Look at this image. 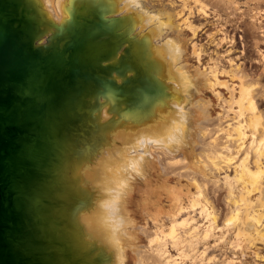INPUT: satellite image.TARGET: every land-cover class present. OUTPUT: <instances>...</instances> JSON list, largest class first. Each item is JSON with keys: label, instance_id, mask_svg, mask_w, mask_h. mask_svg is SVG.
<instances>
[{"label": "water", "instance_id": "95a60500", "mask_svg": "<svg viewBox=\"0 0 264 264\" xmlns=\"http://www.w3.org/2000/svg\"><path fill=\"white\" fill-rule=\"evenodd\" d=\"M81 9L63 27L40 0H0V264L111 258L103 242L83 243L77 221L95 191L81 188L74 172L103 154L104 100L126 103L141 81L125 75L135 65L118 28L125 18L91 3Z\"/></svg>", "mask_w": 264, "mask_h": 264}, {"label": "bare ground", "instance_id": "6f19581e", "mask_svg": "<svg viewBox=\"0 0 264 264\" xmlns=\"http://www.w3.org/2000/svg\"><path fill=\"white\" fill-rule=\"evenodd\" d=\"M154 1L159 0H73L70 7L69 0H40L48 17L53 18L51 21L58 26L67 25L69 22L68 27H70L71 19H73L70 15L76 10L75 18L78 13H81V6L87 3L94 5L99 12L105 11L109 17L122 13L125 18L118 28H123L124 33L122 34L131 44L129 47L132 54L129 58L135 64L134 68L126 70L125 75L140 80L141 88L136 89L132 97H128L126 103L118 100L120 103L114 104L115 102L106 98L104 101L107 106L102 103L101 111H103V116L110 120L108 125L103 126L104 131L115 132V139L119 141L123 155L130 148H140L146 151L145 155L140 156L143 164L139 161L135 163L137 175L135 181H140L138 189L141 191L143 188L142 190L148 194V190L154 188L152 187L153 178L156 173L165 177L166 180L170 176H177L176 180L181 184V189L168 198L170 199L171 217L183 212L189 216L187 220L190 224L194 221L193 213L197 212L196 215L208 220V229L213 228V230L220 227L221 221L219 223L218 221L225 217L223 228L226 232L233 231L237 239H242L250 246H253L256 241L264 242V117L261 109L258 110L260 106L251 96L252 86L247 83L246 76L239 77L241 83L237 93L239 97H234L235 88L221 80L222 75L217 73L214 67L208 71L196 67L191 71L185 60L186 40L183 30L186 27L192 30L194 36L198 35V32L203 29L197 27L198 29L194 30L193 27V18L199 15L198 12L188 10L185 22L176 23L175 20L179 19V11L169 10L175 7V2L162 4V8L157 9ZM180 3V8L183 9L185 2L180 1ZM65 25L63 27H67ZM102 28L96 24L94 30L101 35L103 34ZM141 33L143 35L140 38L137 39V36L136 39L131 38V34L139 36ZM156 41H160V45H155ZM127 46L123 43L112 60L115 61L122 56L121 49L124 50ZM198 50H195V53L200 60L202 54ZM169 53L171 60L167 58ZM116 75L119 79L122 78ZM218 88L229 89L231 101L239 104L240 110L229 119L225 126L227 129L215 128V133H220V136L224 133L225 136L218 135L219 138L217 135L213 137L212 134V140L208 143L205 140L204 143L203 140L207 137L206 131H208L205 125L210 117L212 102L205 99L203 93L204 90L213 91L217 97L221 98L222 94L217 91ZM134 95L138 106L134 104ZM225 102L227 103V100ZM244 108L249 110V116L244 117L246 113L243 111ZM227 112L230 110L228 109ZM217 118L214 120L217 121ZM215 124L217 127L218 123ZM181 138L189 143L185 145ZM175 148L178 149L175 150ZM197 148L199 151H196ZM177 151L182 153V158L176 157ZM163 159H169V162L165 163ZM85 164L78 165L74 172L75 178L73 179L80 186L93 190L89 180L99 179L108 189L114 187L111 185L113 183L105 180L101 174L103 166L97 168L98 166ZM159 165L162 166V172L157 169ZM175 166L181 169L175 172ZM229 172H232L234 176H230ZM219 173L225 174L224 190L227 206V212L221 214L209 205L206 192L208 184L213 182L211 179ZM141 175H145V178L142 179ZM182 180H185L186 185L181 183ZM194 189L196 193L193 192ZM218 194L220 201L221 194L220 192ZM95 197L96 201L80 214L77 221L83 235V243L86 246L89 241H92L90 237L94 231L101 228L104 217L111 215L108 211L102 210L101 213L97 209L101 198L99 201ZM109 202L105 201L103 208L105 210L115 209L118 203ZM232 226L233 228H230ZM198 228L200 225L191 226L186 230V239L182 243L186 251L195 250L200 239L204 241L208 239L209 230L199 235ZM175 245L177 246L178 243ZM115 258L121 260L116 256ZM109 261L111 263L108 262V264L116 263L114 257Z\"/></svg>", "mask_w": 264, "mask_h": 264}, {"label": "rangeland", "instance_id": "374dc122", "mask_svg": "<svg viewBox=\"0 0 264 264\" xmlns=\"http://www.w3.org/2000/svg\"><path fill=\"white\" fill-rule=\"evenodd\" d=\"M180 1L185 2L183 9L180 8ZM154 2H156L157 9H161L162 4L175 2V7L169 8V10L179 11V19L175 20L176 23L178 21L185 22L186 15L188 17V10L198 12L199 15L193 18L194 30H197V27L200 29L204 27L202 31L198 32V36H194L192 30L186 28L185 25L183 26V28L185 27L183 32L186 40L185 60L191 71L196 67L206 71L214 67L217 73L222 75L220 79L226 81L230 87L235 88L234 97H239L237 94L241 84L239 77L246 76L247 83L252 86L253 94L251 96L256 104L260 106L259 108L257 105L258 110L261 109L260 111H262L264 117V0H159ZM118 15L123 16L122 13ZM119 29L122 32L123 28ZM142 33L144 34V31ZM142 33L139 36L131 34V38L136 39L137 36L138 39L143 35ZM155 45H160V41H156ZM125 50L121 49L122 53ZM195 50L202 54L200 60ZM167 58L168 60L169 58L172 59L170 53ZM114 77L119 82L122 81L116 74ZM217 91L222 94L221 98L217 97L213 91L204 90L203 93V97L212 102L210 121L207 120L208 124L205 125L208 131H206L207 137L205 138L207 139L204 138V143L205 140L206 143L210 142L216 135L220 136V133H215V130L218 127L225 128L229 119L235 116L236 111L240 110L239 104L231 101L229 89L218 88ZM225 100H227V103ZM103 104L107 106L105 101ZM228 109L230 112H227ZM243 111L246 112L244 117L249 116L248 109L244 108ZM100 115L101 117L98 116L97 120L100 121L102 130H105L103 126L108 125L110 120L103 116V111ZM216 118L217 121H215ZM219 119L220 121H218ZM215 123H218L217 127H215L217 125ZM208 133H210L209 136ZM102 136L104 139L103 154L95 160L93 165L98 166L97 168L103 166L101 174L105 180L111 181L113 183L111 185L114 187L108 189L104 182L99 179V181L91 179L89 182L92 186L91 189L95 190V196L98 199L101 198V203L97 209L101 213L102 210L108 211L111 215L104 217L105 220H103L101 228L94 231L90 238L94 243L97 241L105 244L111 258L114 257L116 262L114 264H122L123 261L124 264H264V242L256 241L257 244L250 246L242 239H237L233 231L226 232V229L223 228L225 217L218 221V223L221 221L219 223L220 227L214 230L213 228L208 229V220L205 217L196 215L197 212L193 213L194 221L190 224L187 220L189 216L183 212L171 217L169 213L170 199L168 198H171L175 191L181 189V184L176 180L177 176H170L166 180L165 177L156 173L153 178L154 184L152 187L154 188L149 189L148 194L142 190L143 188L140 191L138 189L140 181H135L137 176L135 163L139 161L143 164L140 156L145 155L146 151L140 148H130L123 155L120 151L122 147L119 146V141L115 139L114 131L105 132ZM223 136H225L224 133L220 137ZM181 139L184 141V138ZM184 143L187 145L189 142L185 140ZM177 149L175 148V150ZM196 151H199V149L197 148ZM180 153V151H177V158H182L183 155ZM163 160L165 163L169 162V159ZM161 167L159 165L157 168L159 172H162ZM174 169L177 172L181 168L175 166ZM229 173L230 176H234L232 172ZM215 176L211 179L213 182L208 184L206 192L208 193L209 205L221 214L227 212L224 190L225 174L219 173ZM140 177L144 179L145 175ZM181 183L186 185L185 180H182ZM80 187L87 189L84 186ZM218 191L221 194L220 201ZM193 192L196 193V190L194 189ZM114 195L117 197L115 198ZM95 201L94 199L93 202ZM105 201L118 204L115 209L105 210L103 208ZM197 225H200L197 233L203 235L209 230V237L206 241L200 239L192 252L186 251L185 245L182 244L186 239V230ZM230 228H233V226ZM168 239L171 243L167 241ZM91 244L89 241L88 246ZM115 256L117 259L121 258V260H116ZM108 262L110 261L108 260Z\"/></svg>", "mask_w": 264, "mask_h": 264}, {"label": "clouds", "instance_id": "9594fccd", "mask_svg": "<svg viewBox=\"0 0 264 264\" xmlns=\"http://www.w3.org/2000/svg\"><path fill=\"white\" fill-rule=\"evenodd\" d=\"M72 3H73V0H69L68 5L71 7ZM74 218H75V215H74Z\"/></svg>", "mask_w": 264, "mask_h": 264}, {"label": "flooded vegetation", "instance_id": "af4514ba", "mask_svg": "<svg viewBox=\"0 0 264 264\" xmlns=\"http://www.w3.org/2000/svg\"><path fill=\"white\" fill-rule=\"evenodd\" d=\"M197 17V16H196ZM195 18V17H194ZM194 22V21H193ZM204 29V27H202ZM203 29H201L200 31H202ZM198 36V35H197Z\"/></svg>", "mask_w": 264, "mask_h": 264}]
</instances>
